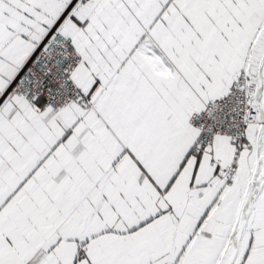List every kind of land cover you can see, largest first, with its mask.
I'll return each mask as SVG.
<instances>
[{
    "label": "snow or ice",
    "instance_id": "snow-or-ice-1",
    "mask_svg": "<svg viewBox=\"0 0 264 264\" xmlns=\"http://www.w3.org/2000/svg\"><path fill=\"white\" fill-rule=\"evenodd\" d=\"M0 264H264V0H0Z\"/></svg>",
    "mask_w": 264,
    "mask_h": 264
}]
</instances>
